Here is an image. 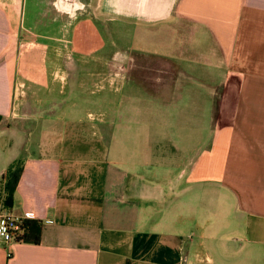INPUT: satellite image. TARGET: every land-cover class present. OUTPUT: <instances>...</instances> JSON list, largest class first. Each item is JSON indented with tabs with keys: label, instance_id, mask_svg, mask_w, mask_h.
<instances>
[{
	"label": "crops",
	"instance_id": "0c3cea01",
	"mask_svg": "<svg viewBox=\"0 0 264 264\" xmlns=\"http://www.w3.org/2000/svg\"><path fill=\"white\" fill-rule=\"evenodd\" d=\"M28 5L0 0V184L20 162L40 240L0 264H264V0Z\"/></svg>",
	"mask_w": 264,
	"mask_h": 264
},
{
	"label": "trees",
	"instance_id": "16d2710c",
	"mask_svg": "<svg viewBox=\"0 0 264 264\" xmlns=\"http://www.w3.org/2000/svg\"><path fill=\"white\" fill-rule=\"evenodd\" d=\"M22 172V164L13 162L7 168L2 180V189L0 192V209L8 211L12 207L13 193ZM2 194L5 196L3 200ZM22 241L37 244L40 240V223L34 220H25L23 222Z\"/></svg>",
	"mask_w": 264,
	"mask_h": 264
},
{
	"label": "built area",
	"instance_id": "2783aa9c",
	"mask_svg": "<svg viewBox=\"0 0 264 264\" xmlns=\"http://www.w3.org/2000/svg\"><path fill=\"white\" fill-rule=\"evenodd\" d=\"M31 218L29 213L23 217L0 214V243L9 247L11 244L22 242L23 222Z\"/></svg>",
	"mask_w": 264,
	"mask_h": 264
},
{
	"label": "rangeland",
	"instance_id": "374dc122",
	"mask_svg": "<svg viewBox=\"0 0 264 264\" xmlns=\"http://www.w3.org/2000/svg\"><path fill=\"white\" fill-rule=\"evenodd\" d=\"M28 2H29V5H28L29 7L34 6V0H28ZM16 21H18L17 20V15H16ZM27 31L29 33H31V31H29V30H27ZM34 32H37L40 35V39L43 40V41H45V42H48V43H54L55 42V37H54V33H53L54 31H49V33H45L42 30H40V31L34 30ZM15 36H16V39L22 37L21 36V31L17 29L15 31ZM68 50H66V49H63L62 50L63 54L66 55V63H68V62L70 63V58L72 57V55L68 52ZM50 55H51V52H50ZM50 55H49V57H50ZM1 189H2V184H0V192H1ZM4 197L5 196L2 194L1 200H3ZM3 213H4V210H1L0 209V214H3Z\"/></svg>",
	"mask_w": 264,
	"mask_h": 264
}]
</instances>
